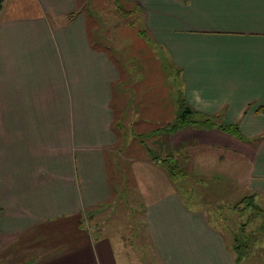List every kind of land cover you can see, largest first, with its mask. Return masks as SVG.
Segmentation results:
<instances>
[{
  "label": "crops",
  "instance_id": "0c3cea01",
  "mask_svg": "<svg viewBox=\"0 0 264 264\" xmlns=\"http://www.w3.org/2000/svg\"><path fill=\"white\" fill-rule=\"evenodd\" d=\"M5 1L0 16V264H150L122 231L88 225L93 212L129 198V188L151 201L139 230L150 242L152 264H237L233 247L209 222L213 209H202V195L190 189L179 193L176 176H165L161 163L154 162V141L160 134L167 138V152H178L183 161L173 158L171 165L180 176L195 178L194 189L212 181L227 188L224 199L237 204L230 213L252 226L241 202L255 196L253 202L264 210V0H117L131 8V16H141L139 34L179 74L180 110L185 103L202 119L236 124L244 139L219 128L169 132L177 120L165 112L174 109L149 103L147 96L135 104L136 111L151 121L160 111L161 126L135 131L133 137L132 95L141 97L147 89L130 88L138 81L129 69L141 68L130 62L121 38L113 49L101 44L115 36L107 32L99 41L102 29L94 33L81 0ZM139 81L143 85V78ZM139 142L141 150L132 151ZM223 211L214 212L219 222L226 221Z\"/></svg>",
  "mask_w": 264,
  "mask_h": 264
},
{
  "label": "rangeland",
  "instance_id": "374dc122",
  "mask_svg": "<svg viewBox=\"0 0 264 264\" xmlns=\"http://www.w3.org/2000/svg\"><path fill=\"white\" fill-rule=\"evenodd\" d=\"M88 0H81L83 4H86ZM91 2V0H89ZM92 4L89 6L90 11L95 12L98 18H92L90 19L91 22H93L92 29L95 30L100 27L102 29L101 32V39L100 42H104L103 40L106 39L107 32L109 36L114 35L115 37L112 38V40L107 43H101L105 44L106 46H111L110 48L113 49V44L115 40L120 37L121 41H118L119 44L123 45L124 50H127V53L129 54L128 58L130 57V62L134 63L136 67L141 68L140 70H136L134 68H130V75L131 77L135 78L133 81L136 83V80L138 81L137 85H129L131 89H147V92L144 93L141 97L137 96V94L132 95V100L135 99V102L132 104V117L133 123H132V133L133 137L136 136L135 131H153L158 129L161 125L160 119L162 116V113L160 111H157L156 116L151 120L150 118L140 116V113L136 111L137 107L135 104H138L140 101H144L146 99L145 96H147L149 103H159L164 104L166 107V110L170 106L174 111H167L165 114L169 115L172 120H177L180 115V100L179 97L183 93V84L181 82V78L179 74L176 72H173L170 66H165L168 62L167 57L165 54L161 52L159 48H157L154 44H149L147 42V39L142 37L139 34V31L143 30V23L141 21V16L136 15L131 16L130 13L132 12L131 8L128 6H123L120 2H117V0H92ZM7 5V1L4 3V7L0 12V16L3 15L5 8ZM118 6L122 9H118ZM88 7V6H87ZM85 10V9H84ZM123 11V13H127V16L124 17L120 14L118 11ZM127 23V25H123ZM117 24H120L121 26H117ZM119 35V36H118ZM108 39V38H107ZM100 48H104V46L100 45ZM118 53V52H116ZM114 56H117L115 53L112 54ZM154 56V59L152 58ZM124 58V57H123ZM119 59V58H118ZM125 59V58H124ZM155 59H159V64L155 61ZM169 64V62H168ZM133 75V76H132ZM140 78H143L144 82L143 85L140 84ZM129 89V87H127ZM183 95V94H182ZM145 97V98H144ZM131 114V111H130ZM136 115L139 117L136 118ZM169 129V127L167 128ZM177 131V130H176ZM125 133L128 132L126 129L124 131ZM177 133V132H176ZM160 139H156L154 141L155 146V152L157 153L156 156H154V162L155 163H161V169L166 173L165 176H168L167 171L164 169L163 165H165L171 159H182L178 157L177 153H172L174 156L170 155V152H167V138L163 137L162 134L159 136ZM136 142H138V138H134ZM150 141V140H149ZM146 146H152L153 142H145ZM157 143H160L159 147L157 146ZM163 145V146H162ZM142 148V143H135L133 147H131L132 151H139ZM198 149L194 147V149L189 150L192 154L194 151H197ZM141 156H147L146 153L142 152L139 153ZM176 155V156H175ZM141 156H138L141 158ZM149 161L150 158L147 156ZM198 160V159H197ZM181 164H183L182 160H179ZM199 161V160H198ZM152 162V161H151ZM190 162V160H189ZM187 162L188 166L193 162ZM146 164V163H145ZM154 164V163H153ZM201 162L199 161V165ZM137 165V164H135ZM140 167V165H137ZM170 168V167H169ZM171 170V168H170ZM127 174V171L124 170L121 174L122 179V187L125 188L124 183V177ZM171 174L176 175V187L177 191L181 193L184 191V189H190L191 193L195 191L198 195H202L201 199L206 200V202L203 203V208L212 210L209 222L210 224L217 229V231L220 232L226 239L227 243L229 244V249L234 246V240L235 237L239 235L242 236V241L245 242L247 240L248 248H247V255L245 257V260L242 261V264H264V235L259 230V224H261V219H258L257 213L258 211L255 210V208H251L250 212L248 211V216L250 220L253 221L252 226H249L246 218L242 219L238 215H235L233 213H230V211H234V207L237 204H233L231 202H227L230 200L229 197L224 199L226 195L230 193L228 189L222 188L221 184L212 181L211 183L195 186L196 189H194L193 186L190 185L192 181L195 180L194 177H191L190 174H186L187 176L184 178L183 176H180L179 170H171ZM180 176V177H179ZM191 177V178H190ZM170 178V177H169ZM129 179V174H128ZM114 181V180H113ZM205 181H208V179H205ZM121 187V186H120ZM151 187L154 188L155 185L152 182ZM122 189V188H121ZM118 189V192L120 193L121 190ZM131 191V194L126 196V200H130L132 202H125V198L120 199L117 201L115 199L110 204L113 207H106L104 210H100L98 212H93L92 214H96L92 217L93 223L89 222L88 225H92L94 228L96 226H102L104 227L108 232L111 233L113 230L117 229L115 232L122 231L123 235L126 237L127 244H130L132 249L138 250L143 249L145 252V257L141 256L142 259H149L150 264H152V258L153 255L151 254V245L148 239L141 234L139 230V221L145 216V204L151 202H144V199L142 197L141 191L138 189L137 191H134L133 189L129 188ZM162 191H160V194ZM116 194V192H115ZM164 195V193L162 194ZM160 195V196H162ZM224 199V200H223ZM122 200V201H121ZM146 200V199H145ZM117 201V202H116ZM121 201V202H120ZM221 201V202H219ZM209 206V208H208ZM195 210H200L201 207L199 206V203L194 204ZM218 207H224L225 211H223V214L226 215L225 222H219L218 219H216L214 216V212ZM108 209V210H107ZM230 209V211H229ZM111 211V212H110ZM216 213V212H215ZM230 213V214H229ZM235 213V212H234ZM262 213V212H260ZM209 214V213H208ZM264 215V213H262ZM226 222H228L226 224ZM83 223L86 227V219L83 220ZM143 224V223H142ZM98 227V228H99ZM105 231V230H104ZM227 232V233H226ZM99 233L103 234L101 231V228L99 230ZM136 237L134 238V234H136ZM131 242L134 244L132 246ZM137 242V244H136ZM246 244V245H247ZM142 246V247H141ZM129 249V250H132ZM147 255V256H146ZM154 263V262H153Z\"/></svg>",
  "mask_w": 264,
  "mask_h": 264
},
{
  "label": "trees",
  "instance_id": "16d2710c",
  "mask_svg": "<svg viewBox=\"0 0 264 264\" xmlns=\"http://www.w3.org/2000/svg\"><path fill=\"white\" fill-rule=\"evenodd\" d=\"M88 6V7H87ZM90 5L84 4L81 12L85 13L86 16L90 19L92 18H98V16L96 15L95 12H91L89 9ZM119 9L124 10V8H120V6H118ZM85 9V10H84ZM120 14L123 16V11H120ZM218 117L215 118H210V119H202V116L198 114V112L192 110L187 104L183 103L181 104V112L180 115L177 119L176 125L173 127L169 126L168 131L169 132H173V131H179L183 128H187V127H197V128H205V129H214V128H219L221 131L225 132V133H229L239 139H244V137L242 136L239 126L234 124V125H224L222 123H219ZM176 131V132H177ZM172 161H169L167 165V163L165 165H163L164 169L167 171V173L173 177L176 176L174 174H171V170H175L177 169V166L175 165H171ZM175 166V167H174ZM171 170H170V168ZM178 170V169H177ZM253 197L255 196H251L249 198H246L243 200V202H241L242 208H244L242 211L247 210L250 212L251 208H255L256 211H258L259 213H257V217L258 219H261V224H259V230L260 232L264 235V215H262V213H264V210H262V208H260V206L256 203L253 202ZM262 212V213H260ZM251 213V212H250ZM254 221V219L252 220ZM247 244V240L242 241V236L239 235L235 237L234 240V246L233 249L235 251L236 257H237V264H240L242 261L245 260V257L247 255V248H248V244Z\"/></svg>",
  "mask_w": 264,
  "mask_h": 264
},
{
  "label": "water",
  "instance_id": "95a60500",
  "mask_svg": "<svg viewBox=\"0 0 264 264\" xmlns=\"http://www.w3.org/2000/svg\"><path fill=\"white\" fill-rule=\"evenodd\" d=\"M4 2H5V0H0V12H1L2 8H3Z\"/></svg>",
  "mask_w": 264,
  "mask_h": 264
}]
</instances>
